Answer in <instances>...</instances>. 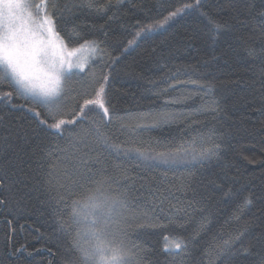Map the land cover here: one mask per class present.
Wrapping results in <instances>:
<instances>
[{"label":"trees","instance_id":"1","mask_svg":"<svg viewBox=\"0 0 264 264\" xmlns=\"http://www.w3.org/2000/svg\"><path fill=\"white\" fill-rule=\"evenodd\" d=\"M192 2L93 0L89 8L87 0H48V14L66 48L96 40L104 49L102 59L90 55L85 73L73 70L75 74L65 82L57 119H71L79 104L94 97L99 83L92 73L99 80L109 71L111 57L118 56L107 85L114 115L134 123L146 122L136 119L142 113L166 110L176 116L168 124L135 135L120 131L121 121H114L105 129L113 143L130 147L136 145L124 142L171 141L175 146L198 132L214 133L221 151L218 158L194 167L147 169L122 154H100L93 137L83 135L82 129L91 127L87 120L62 132L40 124L43 119L48 124L55 121L44 107L3 82L0 92L14 95L10 103H0V200L5 201L0 205V264H81L78 253L71 250L74 230L71 234L58 230L57 217L67 219L68 212L57 200L65 197L70 205L83 194L84 185L100 176L129 188L133 198L129 239L145 250L139 264H181L180 257L165 252L166 237L187 244L183 264H226L224 257L217 259L211 253L246 228L248 234L233 251L242 253L250 247L251 252L237 255L230 264H259L264 257V244L257 240L264 232V24L257 13L264 0H203L201 8L186 10L128 46L140 27ZM216 23L225 26L218 33L213 31ZM250 49L255 55L248 54ZM172 84L177 86L166 95H155ZM199 85H211L212 90L206 93ZM168 97L186 99L165 108L163 100ZM212 101L218 102L213 105L217 111H197ZM88 115L94 117L95 112ZM81 160L95 174L87 180ZM249 194L253 205L234 219ZM141 224L145 227L137 231Z\"/></svg>","mask_w":264,"mask_h":264},{"label":"snow or ice","instance_id":"2","mask_svg":"<svg viewBox=\"0 0 264 264\" xmlns=\"http://www.w3.org/2000/svg\"><path fill=\"white\" fill-rule=\"evenodd\" d=\"M203 0H194L192 3H185L168 13L163 19L156 20L140 27L135 33V37L128 41V46H132L137 38L146 32L164 28L174 18L186 13V10L198 9L202 7ZM87 6H94L93 0H87ZM55 7V5H53ZM99 11V9H97ZM44 15L41 18L40 13ZM204 15V13H201ZM260 22L264 24V5L257 13ZM225 26L219 23L214 24L213 31L220 32ZM80 37L77 35L76 37ZM215 40L216 37H210ZM89 51L93 56L103 58L104 49L100 42L96 40H84L79 49L74 51ZM127 50V49H125ZM63 38L56 31L55 21L48 14V0H41L39 4L29 3L28 0H0V84L7 81L15 90L17 95H22L26 100L33 104H38L47 110L48 118L54 123L48 124L47 119L40 120V124L46 125L52 130L62 132L69 126L75 127L82 121L87 120L91 125L90 129H82L83 135H91L93 143L100 154L104 151L114 152L117 156L121 154L128 160H135L138 165L147 169L159 168L162 165L173 167L181 165L184 167L196 164H203L218 158L221 145L213 140V135L205 136L197 133L188 140H182L178 145L173 146V142L156 141L155 144L145 143L140 140L125 141V144L136 146H122L113 143L111 136L105 131L114 121H121L120 131L128 130L131 135L155 129L161 125L172 121L176 113L166 110L158 112H148L140 114L136 119L146 122H123L122 118L116 117L113 113L110 102L107 99V85L111 79V68L118 62L119 57H111L112 63L108 65L109 71L103 73L99 80L96 74L92 73V79L99 83L94 90L92 99H85L79 104V111L73 110L71 119L59 118L62 104L61 97L65 92V82L72 77L73 69H78L79 74L87 70L86 62H72V53H66ZM250 56L255 55V50L250 49ZM264 71V68L261 69ZM102 81V82H100ZM197 84L196 81H190ZM177 84L169 85L168 88L161 89L155 95H166L169 89L176 87ZM206 93L212 90L211 85H199ZM13 91L0 92V103L11 102ZM184 97H168L163 100L165 108L169 105L182 103ZM217 101L203 105L197 111H217ZM93 106V107H90ZM38 118L41 113L35 108L29 109ZM89 112H95L94 117H89ZM69 113H64L68 115ZM2 119V117H0ZM162 150H157V148ZM99 163V155L95 158ZM85 168L83 173L87 180L89 176L95 175L88 167L85 160H81ZM127 171V169H125ZM191 175V174H190ZM128 177H124L125 182ZM117 181L113 184L111 178L100 176L90 184L83 186V194L76 199H72L68 205L65 197L57 200V204L65 205L64 211L68 212L67 219L57 217L58 230L66 234H75L71 239V250L78 253L81 264H139L138 257L145 251L139 245L129 239V215L133 208L130 191L128 187L119 186ZM0 188L3 184L0 183ZM5 201L0 200V205ZM253 205L251 194L246 197L242 204L238 206L234 214V219L239 220L245 209ZM201 211H204L202 208ZM144 219L150 221L151 217L147 213L143 214ZM207 222V218H205ZM144 224L137 225L136 230H142ZM203 227V225L201 226ZM248 234L247 228L237 235L230 236L222 243L215 246L214 254L217 259L224 257L226 264H230L237 255L250 254L251 248L243 249V252L233 251L235 245L240 243L245 235ZM197 233L194 240L198 237ZM164 245V250L173 255L174 258L180 257L183 264L184 256L187 253V244L183 240H169ZM258 242L264 244V232L257 236ZM259 264H264V257Z\"/></svg>","mask_w":264,"mask_h":264},{"label":"rangeland","instance_id":"3","mask_svg":"<svg viewBox=\"0 0 264 264\" xmlns=\"http://www.w3.org/2000/svg\"><path fill=\"white\" fill-rule=\"evenodd\" d=\"M29 2V1H28ZM30 3V2H29ZM43 15H44V13L43 12H41L40 13V16H41V18L43 17ZM80 47V46H79ZM79 47H75V48H73V49H68V48H66V53H65V55H67V53L68 52H71L72 53V57H71V59H72V62L73 63H77V62H80V61H84V62H86L87 61V59L90 57V55L92 54V53H90L89 51H87V50H85V51H74V50H76V49H79ZM73 70H76V69H73ZM72 70V71H73ZM171 240H176V239H171Z\"/></svg>","mask_w":264,"mask_h":264}]
</instances>
